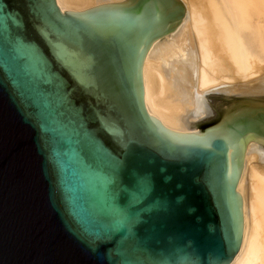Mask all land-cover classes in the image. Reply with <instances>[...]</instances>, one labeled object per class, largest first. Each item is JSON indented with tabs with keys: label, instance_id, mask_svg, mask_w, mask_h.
I'll use <instances>...</instances> for the list:
<instances>
[{
	"label": "water",
	"instance_id": "95a60500",
	"mask_svg": "<svg viewBox=\"0 0 264 264\" xmlns=\"http://www.w3.org/2000/svg\"><path fill=\"white\" fill-rule=\"evenodd\" d=\"M0 0V264H228L240 245L237 116L208 138L153 122L137 76L155 34L136 11Z\"/></svg>",
	"mask_w": 264,
	"mask_h": 264
},
{
	"label": "bare ground",
	"instance_id": "6f19581e",
	"mask_svg": "<svg viewBox=\"0 0 264 264\" xmlns=\"http://www.w3.org/2000/svg\"><path fill=\"white\" fill-rule=\"evenodd\" d=\"M65 14L136 11L140 0H56ZM254 4L257 17H254ZM155 34L138 53L137 76L154 123L208 138L237 116L264 117V0H154ZM236 181L242 220L228 264H264V134L241 136Z\"/></svg>",
	"mask_w": 264,
	"mask_h": 264
},
{
	"label": "rangeland",
	"instance_id": "374dc122",
	"mask_svg": "<svg viewBox=\"0 0 264 264\" xmlns=\"http://www.w3.org/2000/svg\"><path fill=\"white\" fill-rule=\"evenodd\" d=\"M258 5H260V4H254V5H252L253 6L252 8L254 9L253 12L256 13V14H254V17H257V12H256L257 11V8H256V6H258Z\"/></svg>",
	"mask_w": 264,
	"mask_h": 264
}]
</instances>
